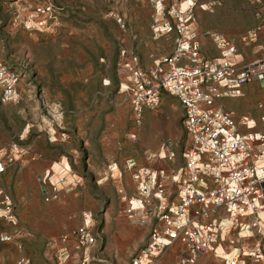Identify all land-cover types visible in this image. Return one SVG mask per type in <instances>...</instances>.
I'll return each mask as SVG.
<instances>
[{"label": "rangeland", "instance_id": "374dc122", "mask_svg": "<svg viewBox=\"0 0 264 264\" xmlns=\"http://www.w3.org/2000/svg\"><path fill=\"white\" fill-rule=\"evenodd\" d=\"M37 8L43 13H36ZM151 27L148 0H0V62L20 76L19 101L0 104V149L12 144L19 152L0 176V188L17 218L16 227L1 224L3 231H41L53 254L59 237L87 215L96 242L87 249L86 264H129L140 249L154 209L125 212L127 200L136 196L125 163L169 175L182 165L187 142L173 97L163 94L154 108L142 110L137 124L123 92L120 51L134 52L145 69L171 52L174 36L154 39ZM61 132L64 141L59 140ZM165 149L173 153L170 160ZM50 185L58 193L44 201L40 187ZM163 189L171 195L166 201L173 202L174 186L166 180ZM127 218L145 224L132 228ZM252 239L239 240L236 247L247 254ZM259 245L261 260L242 257L244 264H264V244ZM221 246L228 251L226 240ZM35 249L27 245L24 251L22 246L31 256ZM183 251L175 243L155 264H177ZM14 255L18 253L12 248L0 257L9 264ZM212 256H198L194 264H224ZM44 260L51 264L52 258Z\"/></svg>", "mask_w": 264, "mask_h": 264}, {"label": "built area", "instance_id": "2783aa9c", "mask_svg": "<svg viewBox=\"0 0 264 264\" xmlns=\"http://www.w3.org/2000/svg\"><path fill=\"white\" fill-rule=\"evenodd\" d=\"M148 1L154 36L173 35V49L147 69L140 67L134 53L120 51L119 66L125 73L123 92L137 124L142 110L154 108L162 94L173 97L182 112L181 123L188 144L181 153L182 167L169 175L138 168L131 161L125 163L136 189V196L127 200L125 212L133 215L145 207L154 209L147 238L129 264H155L175 243L184 249L177 264H194L198 256L205 254H212L224 264H244L242 257L253 262L261 260L258 241L247 254L236 245L245 237L241 232H250L252 228L264 241V228L258 218L264 212V117L262 134L240 135L233 114L213 104L224 97H236L244 84L264 81V58L236 66L226 59L233 52L229 42L221 36L209 35L224 55L206 59L199 52L191 18L193 0ZM260 9L264 11V7ZM35 12L43 13V10L37 8ZM116 24L124 27L120 20ZM256 31L243 41L253 38ZM19 78L16 71L0 62V104L19 101ZM240 123L249 126L244 118ZM58 137L60 141L67 138L63 132ZM16 152L19 153L12 144L0 149V174L14 162ZM166 180L175 187L174 203L166 201L163 189ZM40 193L48 201L55 199L58 189L53 185L48 189L42 186ZM248 218L251 220L245 222ZM0 223L17 225L10 197L2 190ZM232 232H236L234 239L229 237ZM225 240L226 252L221 246ZM14 241L13 235L0 230V244ZM59 241L71 244L75 252L94 246L96 239L89 216L82 215L80 226L60 236ZM86 262L82 257L79 264ZM55 264L63 263L57 259Z\"/></svg>", "mask_w": 264, "mask_h": 264}, {"label": "crops", "instance_id": "0c3cea01", "mask_svg": "<svg viewBox=\"0 0 264 264\" xmlns=\"http://www.w3.org/2000/svg\"><path fill=\"white\" fill-rule=\"evenodd\" d=\"M195 1L196 0H194L193 2L195 3ZM199 2V5L197 7L194 6V8L192 9L191 18L193 20V23L195 24V32L199 44V52L204 58L213 59L222 57L224 55L222 50L217 48L216 44L212 41L209 35L221 36L229 42V44L233 48V52L230 55L226 56V59H228L229 62L233 63L236 66L255 62L264 58V11L260 9L261 7H264V0H242L241 2H237L236 0H199ZM256 29L257 31L255 32V36L253 38H249V40L244 42L243 39L247 38L249 34ZM153 37L154 39H158L166 38L167 36ZM161 58L163 57L154 59L151 63V66L153 65L154 61L160 60ZM139 64L142 69H145L141 66L140 61ZM162 95L160 96V98L162 97ZM213 107L220 108L224 112H230L233 114L236 123V131L240 135H245L247 133L262 134V118L264 117V81H252L250 83L244 84L240 87L239 94L236 97L221 98L220 100L214 102ZM243 118L249 122V126H243L240 123V120ZM187 144L188 138L185 147L187 146ZM165 150L167 153V160H170L173 157V153L168 152L167 149ZM11 165L8 166L5 171L8 170ZM180 167H182V165ZM180 167H178L171 173L176 172ZM3 173L0 174V176H3ZM0 190L2 189L0 188ZM166 197L167 199H170L171 195H166ZM169 202H176L175 197L173 198V202ZM123 211L122 213L124 214ZM263 215L264 212L259 213L258 218L260 220V226L264 228ZM127 219L131 220L130 227L132 228H139L142 227V223L145 224V222H140L139 220L134 218ZM248 219L249 221L251 220V218ZM136 222L138 223V225ZM1 224L2 223H0V230L3 231L1 229V226L4 224ZM16 232H18V234L15 235ZM16 232L10 234L15 238L14 243L0 244V256L3 252H6L12 248L17 250L18 255L8 257L9 260L7 261H9V264H46L44 259H46L49 263L48 258L50 256L52 258L51 264H55L57 262V259H60L63 264H67L71 260L74 264H79L82 257L87 260V250H85L84 252H75V250L72 249L71 244H62L60 243V241L58 242L59 247H55L57 249L56 252L50 254L49 252H51L50 249H53V245H51L49 241L45 240L46 235L41 231L33 230L30 232V234L24 233L22 232V230ZM241 235H245L242 240L247 239L248 237L250 239L253 238L252 240L254 243L257 241L256 238H254V235L255 237H257L256 230L253 228L247 235L243 234V232H241ZM146 238L147 236L145 237L144 242ZM258 240L259 242L264 244L263 240L259 238ZM15 244H18L20 246V249H17V245ZM27 245H33L34 248H36L35 251H37V254L31 256L27 252H22V246L24 247L25 251V246ZM92 247H90V249ZM40 252H42L41 255ZM212 258L217 259L214 256H212ZM205 259H209V257ZM0 264H7V262L3 261V259L0 257Z\"/></svg>", "mask_w": 264, "mask_h": 264}]
</instances>
